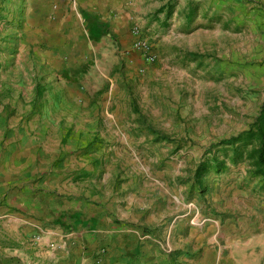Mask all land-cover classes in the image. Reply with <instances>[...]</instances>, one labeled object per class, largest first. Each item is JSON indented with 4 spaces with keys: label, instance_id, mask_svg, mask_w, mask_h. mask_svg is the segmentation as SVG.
<instances>
[{
    "label": "rangeland",
    "instance_id": "obj_1",
    "mask_svg": "<svg viewBox=\"0 0 264 264\" xmlns=\"http://www.w3.org/2000/svg\"><path fill=\"white\" fill-rule=\"evenodd\" d=\"M84 1L0 0V116H23L33 135L42 126L38 110L30 106L36 84L55 83L61 77L45 76L50 62H58L56 69L61 71L78 54L74 35L86 34ZM117 4L119 10H112L111 16L121 13L134 42L138 27L157 54L148 61L133 42L137 60L128 54L117 57L113 48L118 37L107 28L97 35L100 43L86 47L89 57L96 55L110 69V102L103 106L108 104L110 114H125L122 123L113 125L125 135L119 142L126 151L119 157L121 165L114 167L119 182L130 176L148 182L147 192L152 188L156 194L146 196L157 198L164 212L171 201L166 210L170 226L182 221L223 224L226 217L233 218L245 223V246H264V190L251 176L249 161L230 164L220 173L212 171L201 185L194 179L205 153L246 129L264 102V0H119ZM92 14L101 20L106 17L99 10ZM39 47H53L59 54L43 61L37 58ZM69 75H63L68 77L64 80L73 82ZM6 98L16 102L11 112V105L6 111ZM263 254L259 261L257 254L249 261L264 264Z\"/></svg>",
    "mask_w": 264,
    "mask_h": 264
},
{
    "label": "crops",
    "instance_id": "obj_2",
    "mask_svg": "<svg viewBox=\"0 0 264 264\" xmlns=\"http://www.w3.org/2000/svg\"><path fill=\"white\" fill-rule=\"evenodd\" d=\"M117 1L82 4L86 34L74 35L78 54L61 71L51 61L45 76L61 78L36 84L31 98L42 124L36 135L23 116H0V264H255L249 259L257 254L259 261L264 246H245L244 221L226 217L223 224L170 226L171 201L164 212L157 198L146 196L156 194L147 192L148 182L132 176L119 182L114 167L126 151L119 142L125 135L113 125L125 114H110L103 106L110 102V69L87 54L107 28L118 37L117 57L137 60L134 35L121 13L111 16L119 10ZM94 10L106 17L101 20ZM36 54L47 62L59 52L39 47ZM95 94L101 97L95 100ZM4 103L7 112L16 106L11 98Z\"/></svg>",
    "mask_w": 264,
    "mask_h": 264
},
{
    "label": "trees",
    "instance_id": "obj_3",
    "mask_svg": "<svg viewBox=\"0 0 264 264\" xmlns=\"http://www.w3.org/2000/svg\"><path fill=\"white\" fill-rule=\"evenodd\" d=\"M171 8L169 18L175 9L173 6ZM215 147L219 150L213 152ZM243 161H249L251 176L260 180V187L264 190V102L246 129L221 140L205 153L194 175L195 185H201L210 172L220 173L230 164Z\"/></svg>",
    "mask_w": 264,
    "mask_h": 264
},
{
    "label": "built area",
    "instance_id": "obj_4",
    "mask_svg": "<svg viewBox=\"0 0 264 264\" xmlns=\"http://www.w3.org/2000/svg\"><path fill=\"white\" fill-rule=\"evenodd\" d=\"M135 35H136V39H135V46L141 50V53H143L145 55L146 60L148 61H154L156 59L157 54L154 53V51L152 50L153 45L152 43L144 38L142 36V32L138 27H135ZM59 264H63V263H59Z\"/></svg>",
    "mask_w": 264,
    "mask_h": 264
}]
</instances>
